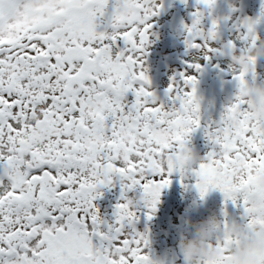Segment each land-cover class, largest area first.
<instances>
[{
	"label": "snow or ice",
	"instance_id": "6c2138e0",
	"mask_svg": "<svg viewBox=\"0 0 264 264\" xmlns=\"http://www.w3.org/2000/svg\"><path fill=\"white\" fill-rule=\"evenodd\" d=\"M216 3L195 0L191 23L182 24L186 51L205 63L232 61L233 101L202 123L195 75L170 77L164 100L151 90L143 65L157 0H0V264H155L148 230L136 224L141 210L153 219L176 175L194 178L201 200L210 191L223 196L222 230L212 241L220 264L236 245L231 225L264 227L249 199L264 193V119L247 99L257 59L248 72L238 67L260 38L264 0L219 48ZM187 68L203 71L199 63ZM197 130L211 150L178 166ZM116 180L120 196L105 219L96 202ZM229 203L242 210L239 222Z\"/></svg>",
	"mask_w": 264,
	"mask_h": 264
},
{
	"label": "bare ground",
	"instance_id": "6f19581e",
	"mask_svg": "<svg viewBox=\"0 0 264 264\" xmlns=\"http://www.w3.org/2000/svg\"><path fill=\"white\" fill-rule=\"evenodd\" d=\"M181 10L185 17L181 22V29L174 31L172 25L160 26L158 28L160 35H152L149 39V46L146 51L148 55L144 68L147 69V75L151 81V90H153L160 100H164L165 90L170 83L172 72H185L191 74L187 68L190 62L184 59L185 56L196 55L193 51H186L184 43L183 25L191 23V13L195 10V0H187L183 3L180 0ZM261 0H217L215 8L212 10V18L219 20V40L213 43V47L219 48L229 40H234L235 32L232 28L237 19L245 17L255 18L259 12ZM202 7V6H197ZM231 9H236L232 12ZM220 15V16H218ZM228 17L227 20L224 18ZM205 30L210 25V20H204ZM257 34L264 39V23L257 28ZM237 48L241 45L234 41ZM158 44L154 48V44ZM234 54H239L238 52ZM203 69L200 73H193L198 80L197 95L201 97L202 123L204 121H215L224 107L228 106L236 94L235 82L232 80V74L229 65L232 64L228 56H215L210 62L203 60L199 63ZM256 79L253 81L249 74L247 80L251 85L253 82L260 84L264 82V57L258 58L255 68ZM190 147H193L200 156L211 150V145L203 137V133L197 130L192 134ZM115 187L103 190V196L96 203L100 209L101 215L105 219L111 218L113 206L117 203L120 196L119 181H114ZM183 183V187L181 186ZM195 179L188 177L181 182L178 175L173 178L171 185L161 193L160 203L157 205L151 221H145L143 210L139 213L140 219L136 224L139 232L148 230V239L150 241V256L155 264H183V258L177 250V243L181 236L190 235V226L185 224L186 219L198 222L205 219L210 213L219 214L223 206V196L219 191H210L208 195L201 200L195 188L192 186ZM129 198L138 199L139 193H129ZM229 218L239 222L241 209L235 208L229 203L227 205ZM222 219V217H220ZM147 251V250H146Z\"/></svg>",
	"mask_w": 264,
	"mask_h": 264
},
{
	"label": "clouds",
	"instance_id": "9594fccd",
	"mask_svg": "<svg viewBox=\"0 0 264 264\" xmlns=\"http://www.w3.org/2000/svg\"><path fill=\"white\" fill-rule=\"evenodd\" d=\"M264 57V39L258 38L239 58L238 67L248 72L252 69V59ZM251 114L264 119V82L249 85L247 94ZM200 158V154L190 146H186L180 153L178 166L190 167ZM259 182L264 184V173L259 176ZM250 212L257 221L264 220V193L257 192L250 196ZM221 210L219 214L210 213L205 219L193 222L185 220L190 226V235L181 236L177 243V250L183 258V264H220L221 252L214 247L212 241L222 230ZM236 245L231 252L230 260L225 264H262L261 254L264 253V227L249 230L239 224L231 225Z\"/></svg>",
	"mask_w": 264,
	"mask_h": 264
},
{
	"label": "rangeland",
	"instance_id": "374dc122",
	"mask_svg": "<svg viewBox=\"0 0 264 264\" xmlns=\"http://www.w3.org/2000/svg\"><path fill=\"white\" fill-rule=\"evenodd\" d=\"M158 5H162L161 11L158 16H155L150 21L153 27L151 28V35L149 39L152 37V35H161L162 32L158 31V28L160 26H169L172 25L174 27V31H179L181 29V22L180 20H183L185 15L183 14L181 8H177L178 5H181L180 0H157ZM218 7V5H216ZM220 16V15H218ZM157 43L154 44V48L157 47ZM184 59H187L190 63H201L202 59H198L196 55L191 56H185ZM147 61V60H145ZM147 62H144L146 64ZM144 67V66H143ZM177 73L172 72L170 77H173ZM193 74V73H191Z\"/></svg>",
	"mask_w": 264,
	"mask_h": 264
}]
</instances>
